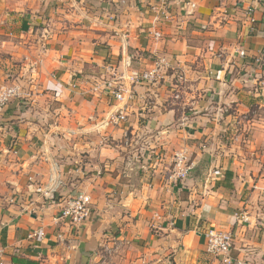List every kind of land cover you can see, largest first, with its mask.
<instances>
[{"label": "crops", "instance_id": "obj_1", "mask_svg": "<svg viewBox=\"0 0 264 264\" xmlns=\"http://www.w3.org/2000/svg\"><path fill=\"white\" fill-rule=\"evenodd\" d=\"M158 59L155 81L131 82ZM108 65L123 101L100 91ZM10 85L0 264H264V0H0ZM181 149L191 168L176 178ZM53 172L58 194L31 190ZM80 192L89 218L57 220ZM212 227L232 233L230 262L206 251Z\"/></svg>", "mask_w": 264, "mask_h": 264}, {"label": "built area", "instance_id": "obj_2", "mask_svg": "<svg viewBox=\"0 0 264 264\" xmlns=\"http://www.w3.org/2000/svg\"><path fill=\"white\" fill-rule=\"evenodd\" d=\"M194 4L190 3V7L193 8ZM250 10L248 9V12ZM163 19H168V14H163ZM163 59H158L155 66L149 70H145L138 74H132L129 79L131 82H153L158 78L159 67L164 64ZM107 72L109 76L101 82V92H106L113 100L123 101L129 96L126 95L128 90L120 84L123 75L116 73V68L113 65L107 66ZM99 89L98 84L95 85V89ZM19 87L17 85L5 86L0 89V110L14 97L18 96ZM112 121L119 122L125 121L126 114L124 108L120 107L116 110L114 115L111 116ZM173 166L174 174L176 178H184L191 166L188 163L186 152L176 151L173 154ZM57 172H53L48 176L47 182L42 186H37L35 189L33 185H29L32 191L40 194L45 198H52L55 194H58L60 188L64 186L63 181L59 180ZM29 181H32L30 178ZM33 182V181H32ZM91 197L87 193L68 194L65 196L61 210L57 216V220H64L70 226L79 228L91 214ZM242 219H246L244 215L240 216ZM40 230L33 231L29 234L30 238H37L42 236ZM205 238L206 251L214 256H220L225 262H230V251L232 248L233 236L229 231H225L221 228H208L203 233ZM2 251L0 250V256Z\"/></svg>", "mask_w": 264, "mask_h": 264}, {"label": "rangeland", "instance_id": "obj_3", "mask_svg": "<svg viewBox=\"0 0 264 264\" xmlns=\"http://www.w3.org/2000/svg\"><path fill=\"white\" fill-rule=\"evenodd\" d=\"M5 87V86H4ZM3 88V87H2ZM2 88H0V89H2ZM249 114H251V115H253L254 114V112H250ZM226 141H228V143H230V142H233V143H236V144H246V140H243V139H240V140H226ZM178 151H182V152H184L185 150L184 149H181V150H178ZM260 155L262 156V158H263V160H264V150L263 151H261V153L258 155V156H255V159L256 160H258V158H261L260 157ZM186 156H187V154H186ZM4 203H5V199L2 197V198H0V206H3L4 205ZM108 246H123V245H120V244H118V243H110V244H108ZM104 254H105V257L108 259V260H111V256H110V254L111 253H109V252H104Z\"/></svg>", "mask_w": 264, "mask_h": 264}]
</instances>
